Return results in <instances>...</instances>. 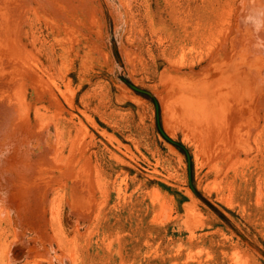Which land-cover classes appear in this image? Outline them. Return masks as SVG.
Segmentation results:
<instances>
[{
	"label": "rangeland",
	"instance_id": "1",
	"mask_svg": "<svg viewBox=\"0 0 264 264\" xmlns=\"http://www.w3.org/2000/svg\"><path fill=\"white\" fill-rule=\"evenodd\" d=\"M0 264H264V0H0Z\"/></svg>",
	"mask_w": 264,
	"mask_h": 264
},
{
	"label": "bare ground",
	"instance_id": "2",
	"mask_svg": "<svg viewBox=\"0 0 264 264\" xmlns=\"http://www.w3.org/2000/svg\"><path fill=\"white\" fill-rule=\"evenodd\" d=\"M203 101V100H202Z\"/></svg>",
	"mask_w": 264,
	"mask_h": 264
}]
</instances>
